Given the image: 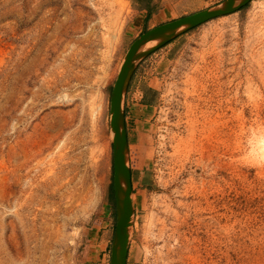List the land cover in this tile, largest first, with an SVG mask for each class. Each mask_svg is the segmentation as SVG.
Returning <instances> with one entry per match:
<instances>
[{
  "label": "rangeland",
  "instance_id": "1",
  "mask_svg": "<svg viewBox=\"0 0 264 264\" xmlns=\"http://www.w3.org/2000/svg\"><path fill=\"white\" fill-rule=\"evenodd\" d=\"M224 1L0 0V264H111L125 55ZM128 91L150 107L126 145V264H264V0L149 54Z\"/></svg>",
  "mask_w": 264,
  "mask_h": 264
},
{
  "label": "water",
  "instance_id": "2",
  "mask_svg": "<svg viewBox=\"0 0 264 264\" xmlns=\"http://www.w3.org/2000/svg\"><path fill=\"white\" fill-rule=\"evenodd\" d=\"M251 0H225L220 5L164 23L142 34L129 47L113 85L110 100V125L114 127L113 168L116 198V227L111 250V264H126L132 220L131 175L126 161V132L124 125V96L130 77L138 62L163 47L180 34L211 20L228 16L246 6Z\"/></svg>",
  "mask_w": 264,
  "mask_h": 264
},
{
  "label": "crops",
  "instance_id": "3",
  "mask_svg": "<svg viewBox=\"0 0 264 264\" xmlns=\"http://www.w3.org/2000/svg\"><path fill=\"white\" fill-rule=\"evenodd\" d=\"M130 96V92H126L125 96H124V110H125V116H124V123H125V132H126V138H127V142L129 141V136H130V132H129V128H131V131L133 129V125H135L134 129L137 130L138 124L140 123V121L138 119H141V114H144V109L149 108L150 104L148 102L144 101V95L141 93V100H139V102L137 103H132V97ZM131 102V105H130ZM130 108V110L128 111V109ZM134 108V109H132ZM136 112L139 113L138 115H134L136 114ZM141 112V113H140ZM129 113H131V115L129 116ZM128 115V116H127Z\"/></svg>",
  "mask_w": 264,
  "mask_h": 264
},
{
  "label": "bare ground",
  "instance_id": "4",
  "mask_svg": "<svg viewBox=\"0 0 264 264\" xmlns=\"http://www.w3.org/2000/svg\"><path fill=\"white\" fill-rule=\"evenodd\" d=\"M110 113H111V111H110V107H109V115H110ZM109 129H110V135L113 139V136L115 133L114 127L109 124ZM256 148H257L256 152L259 154V156L262 159H264V136H262V138H260L258 140V142L256 143Z\"/></svg>",
  "mask_w": 264,
  "mask_h": 264
},
{
  "label": "trees",
  "instance_id": "5",
  "mask_svg": "<svg viewBox=\"0 0 264 264\" xmlns=\"http://www.w3.org/2000/svg\"><path fill=\"white\" fill-rule=\"evenodd\" d=\"M149 15H150V14H149ZM149 15H148V16H149Z\"/></svg>",
  "mask_w": 264,
  "mask_h": 264
}]
</instances>
